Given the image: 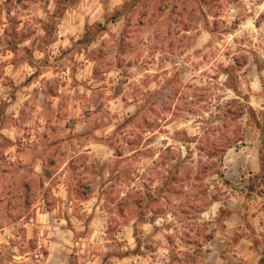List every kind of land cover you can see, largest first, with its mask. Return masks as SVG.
I'll use <instances>...</instances> for the list:
<instances>
[{
  "label": "clouds",
  "instance_id": "1",
  "mask_svg": "<svg viewBox=\"0 0 264 264\" xmlns=\"http://www.w3.org/2000/svg\"><path fill=\"white\" fill-rule=\"evenodd\" d=\"M0 264H264V0H0Z\"/></svg>",
  "mask_w": 264,
  "mask_h": 264
}]
</instances>
